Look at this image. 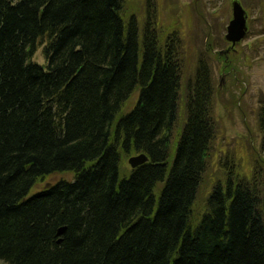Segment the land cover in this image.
Here are the masks:
<instances>
[{
    "label": "trees",
    "instance_id": "1",
    "mask_svg": "<svg viewBox=\"0 0 264 264\" xmlns=\"http://www.w3.org/2000/svg\"><path fill=\"white\" fill-rule=\"evenodd\" d=\"M143 10L140 22L124 0H0L5 264H264V103L251 169L228 168L196 208L217 129L212 73L202 52L186 77L177 8ZM139 153L148 161L125 170ZM56 172L73 179L27 196Z\"/></svg>",
    "mask_w": 264,
    "mask_h": 264
},
{
    "label": "rangeland",
    "instance_id": "2",
    "mask_svg": "<svg viewBox=\"0 0 264 264\" xmlns=\"http://www.w3.org/2000/svg\"><path fill=\"white\" fill-rule=\"evenodd\" d=\"M163 11L164 19L171 9H178L181 16L182 36L185 39L187 58L186 77H190L194 60L199 53L205 57L216 90L214 117L216 135L212 143L210 162L203 177L196 208H199L211 184L228 168L249 171L251 159L260 145V133L256 122L259 103H264V0H238L247 15V33L235 50L229 53L228 67L223 71V57L219 51H225L227 44L222 43L226 26L231 19L232 0H157ZM134 13L141 22L143 19V0H124V18ZM200 17L201 20L200 21ZM210 30V40L206 32ZM212 41L215 43L212 44ZM206 45L209 51L206 50ZM206 51L207 53H205ZM39 64L45 62L42 47L33 58ZM137 94L132 95L134 102ZM182 100L179 101V113L176 132L180 130L184 114ZM173 143H171L172 147ZM132 156V155H131ZM135 156V155H134ZM130 157V156H129ZM264 157V156H263ZM128 159L122 167L130 166ZM236 169V170H237ZM70 172H56L38 180L27 196L43 189L58 180L70 181ZM1 264H5L0 261Z\"/></svg>",
    "mask_w": 264,
    "mask_h": 264
},
{
    "label": "water",
    "instance_id": "3",
    "mask_svg": "<svg viewBox=\"0 0 264 264\" xmlns=\"http://www.w3.org/2000/svg\"><path fill=\"white\" fill-rule=\"evenodd\" d=\"M232 18L230 19L227 27L224 39L230 43L233 48L239 43L245 36L247 26L246 19L247 15L242 5L238 0H232L231 2ZM222 51H220V54ZM148 161V157L144 153L137 154L128 158V164L131 168H135ZM65 232V227H60L57 230L56 236L58 237L57 242L61 240L62 234Z\"/></svg>",
    "mask_w": 264,
    "mask_h": 264
},
{
    "label": "flooded vegetation",
    "instance_id": "4",
    "mask_svg": "<svg viewBox=\"0 0 264 264\" xmlns=\"http://www.w3.org/2000/svg\"><path fill=\"white\" fill-rule=\"evenodd\" d=\"M227 48H228V47H227ZM229 49H230V48H229ZM231 50H232V48H231ZM230 52H231V51H230ZM230 52H227V53L225 52V55H224V56H227V57H228Z\"/></svg>",
    "mask_w": 264,
    "mask_h": 264
},
{
    "label": "bare ground",
    "instance_id": "5",
    "mask_svg": "<svg viewBox=\"0 0 264 264\" xmlns=\"http://www.w3.org/2000/svg\"><path fill=\"white\" fill-rule=\"evenodd\" d=\"M34 186V185H33ZM62 227H65V226H62ZM65 230H66V227H65Z\"/></svg>",
    "mask_w": 264,
    "mask_h": 264
}]
</instances>
